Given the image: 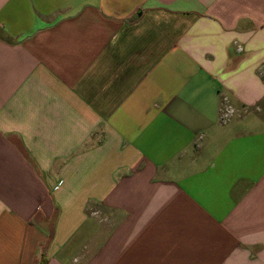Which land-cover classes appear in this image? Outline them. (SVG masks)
I'll list each match as a JSON object with an SVG mask.
<instances>
[{"label": "crops", "instance_id": "crops-1", "mask_svg": "<svg viewBox=\"0 0 264 264\" xmlns=\"http://www.w3.org/2000/svg\"><path fill=\"white\" fill-rule=\"evenodd\" d=\"M43 253L264 264V0H0V264Z\"/></svg>", "mask_w": 264, "mask_h": 264}, {"label": "built area", "instance_id": "built-area-1", "mask_svg": "<svg viewBox=\"0 0 264 264\" xmlns=\"http://www.w3.org/2000/svg\"><path fill=\"white\" fill-rule=\"evenodd\" d=\"M234 113V108L232 105H230L226 98H224V101L222 103V107L220 110V120L221 121H227L231 115Z\"/></svg>", "mask_w": 264, "mask_h": 264}, {"label": "trees", "instance_id": "trees-1", "mask_svg": "<svg viewBox=\"0 0 264 264\" xmlns=\"http://www.w3.org/2000/svg\"><path fill=\"white\" fill-rule=\"evenodd\" d=\"M48 258L45 253L42 254L40 259L35 264H47Z\"/></svg>", "mask_w": 264, "mask_h": 264}]
</instances>
